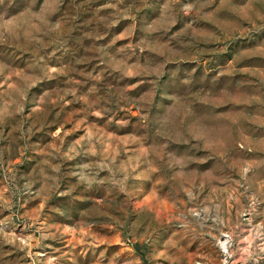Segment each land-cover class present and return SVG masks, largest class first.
<instances>
[{
  "label": "rangeland",
  "instance_id": "374dc122",
  "mask_svg": "<svg viewBox=\"0 0 264 264\" xmlns=\"http://www.w3.org/2000/svg\"><path fill=\"white\" fill-rule=\"evenodd\" d=\"M0 264H264V0H0Z\"/></svg>",
  "mask_w": 264,
  "mask_h": 264
}]
</instances>
